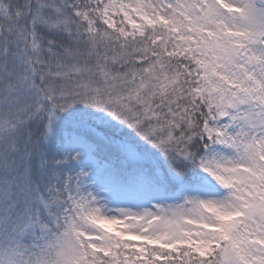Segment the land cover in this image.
Wrapping results in <instances>:
<instances>
[{
	"label": "snow or ice",
	"instance_id": "6c2138e0",
	"mask_svg": "<svg viewBox=\"0 0 264 264\" xmlns=\"http://www.w3.org/2000/svg\"><path fill=\"white\" fill-rule=\"evenodd\" d=\"M0 264H264V0H0Z\"/></svg>",
	"mask_w": 264,
	"mask_h": 264
}]
</instances>
